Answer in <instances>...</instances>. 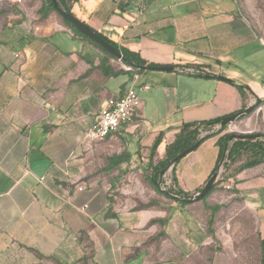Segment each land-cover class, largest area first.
<instances>
[{"label": "crops", "instance_id": "crops-1", "mask_svg": "<svg viewBox=\"0 0 264 264\" xmlns=\"http://www.w3.org/2000/svg\"><path fill=\"white\" fill-rule=\"evenodd\" d=\"M20 1L0 0V264H263L264 164L206 198L235 196L254 217L260 256L252 261L215 254L216 208L206 199L181 205L148 182L150 159H163L184 123L263 100L228 132L264 134L261 0L74 2L72 14L89 29L172 68L142 74L56 12L43 16L48 0ZM187 68L209 77L181 72ZM237 86L247 88L244 98ZM130 87L141 100L132 121L87 141L107 101ZM217 139L178 161L176 190L201 191L217 163ZM223 185L235 192L219 193Z\"/></svg>", "mask_w": 264, "mask_h": 264}, {"label": "trees", "instance_id": "trees-1", "mask_svg": "<svg viewBox=\"0 0 264 264\" xmlns=\"http://www.w3.org/2000/svg\"><path fill=\"white\" fill-rule=\"evenodd\" d=\"M76 1L77 0H55L60 10L64 11L65 13L73 17L74 15L71 12V6ZM40 11L43 16H46L51 11L56 12L55 9L53 8L52 0H48L47 6L43 7ZM58 16L67 26L73 29V31L78 36L89 41L90 43L98 47L101 51H103L110 57L115 58L113 55L103 50L99 45L94 43L92 40L84 37L67 20L63 19L59 14ZM90 30L93 33H95L97 36H99V38H101L109 45H111L116 52L122 55V60H121L122 63L130 69L132 74H142L144 72H147L148 69L150 68L157 67V65L150 64L142 60L137 53L131 52L123 47H120L117 43L108 40L103 35L95 32L92 29ZM199 76L209 77L206 74H201ZM237 90L239 91L241 97L244 98L247 92V88L243 86H237ZM262 103L263 100L260 101L258 104H255L253 111L256 110ZM244 110L245 109H243L241 112H243ZM246 116H244L243 118H245ZM224 118L225 117L182 124L179 127L178 132L176 133L172 143H170L166 147L163 159L156 164L152 163V158L150 159L149 169H148L150 176L148 182L157 193L164 195L172 200H176L181 205L189 204L192 195H189L187 193H182L181 191H178L176 189L166 192H162L160 190V184L162 183V175L169 168H171L172 181L174 184L175 166L178 162L173 165L172 164L173 159L178 154L192 147L199 141L202 143L205 140L212 137H218L217 145L219 148V154H218L216 166L212 171L209 179L213 175H217L220 168H222L223 172L220 174L219 179L214 182L211 191L208 193L206 197L203 198V200L206 199L215 189L221 188L220 186L223 182H226L227 180L236 177V175L239 174L241 171L264 164V134H253V135H258L259 137L253 138L251 140H232L230 137L233 133L228 132L229 126L221 127V123ZM216 127L218 128L216 129ZM159 141H160V137L157 138V140L155 141L153 150L156 148ZM231 191L235 192L232 189ZM152 204L153 203H150L148 206H152ZM262 243L264 244V239L262 240ZM263 254H264V246H263Z\"/></svg>", "mask_w": 264, "mask_h": 264}, {"label": "rangeland", "instance_id": "rangeland-1", "mask_svg": "<svg viewBox=\"0 0 264 264\" xmlns=\"http://www.w3.org/2000/svg\"><path fill=\"white\" fill-rule=\"evenodd\" d=\"M261 3L260 27L264 32V0H261ZM224 191L223 188L219 193ZM213 196L214 194L206 199V204L216 208L213 223L214 232L218 237L214 244L215 254L230 258L245 255L251 261L257 259L260 253L259 246L254 242V217L249 215L248 210H243L237 197L225 193L213 200Z\"/></svg>", "mask_w": 264, "mask_h": 264}, {"label": "built area", "instance_id": "built-area-1", "mask_svg": "<svg viewBox=\"0 0 264 264\" xmlns=\"http://www.w3.org/2000/svg\"><path fill=\"white\" fill-rule=\"evenodd\" d=\"M17 0V3H20ZM181 72H186L191 75L199 76L203 74L201 71L187 68ZM135 77V76H134ZM141 107V100L134 87L128 88L125 93L118 98L109 99L106 106L100 111L95 119V122L91 128L87 131L84 138L89 142H101L109 138L111 135L116 133L119 128L124 125L129 124L136 112ZM218 127H216L217 129ZM223 172L222 168L219 169L217 174V179H219L220 174ZM225 190H230L229 185L222 186ZM160 190L162 192L175 190L172 181L171 168H169L162 175V183L160 184Z\"/></svg>", "mask_w": 264, "mask_h": 264}, {"label": "water", "instance_id": "water-1", "mask_svg": "<svg viewBox=\"0 0 264 264\" xmlns=\"http://www.w3.org/2000/svg\"><path fill=\"white\" fill-rule=\"evenodd\" d=\"M53 3V8L55 9V11L65 20H67L78 32H80L84 37L92 40L94 43H96L97 45H99L103 50H105L106 52H108L109 54L113 55L116 59L118 60H122V55L118 52H116L114 50V48L109 45L107 42H105L104 40H102L101 38H99V36H97L95 33H93L89 27H87L84 23L80 22L79 20H77L75 17L65 13L64 11L60 10L55 2V0H52ZM160 71H165V72H169L172 71V68L170 67H159L156 68ZM222 80L224 81H228L224 78H222ZM260 102V100H256L255 103H253L252 105H250L248 108H246L243 112L240 113H236L232 116L229 117H225L222 120L221 123V127H225V126H229L230 124L236 122L237 120L243 118L244 116L250 114L253 111V108L255 106V104H258ZM258 135H253V134H239V133H233L231 135V139L232 140H251L253 138H258ZM201 144V142L199 141L198 143H196L195 145H193L192 147L188 148L187 150L181 152L180 154H178L172 161V164H176L178 161H180L181 159H183L184 157H186L188 154L192 153L193 151H195L199 145ZM217 179V175H213L205 184V186L201 189V191L199 193H197L196 195H194L191 199L190 202H197L202 200L204 197H206L208 195V193L211 191L214 182Z\"/></svg>", "mask_w": 264, "mask_h": 264}]
</instances>
